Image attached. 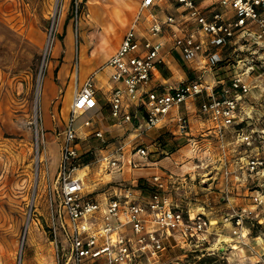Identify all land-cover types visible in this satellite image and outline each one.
<instances>
[{
  "label": "built area",
  "instance_id": "1",
  "mask_svg": "<svg viewBox=\"0 0 264 264\" xmlns=\"http://www.w3.org/2000/svg\"><path fill=\"white\" fill-rule=\"evenodd\" d=\"M176 1L182 9L179 16L159 19L151 13L142 19L143 11L156 2L142 0L116 52L82 86L74 88L67 120L58 134L57 172L46 187L55 264H100V260L103 264L150 263L157 261L171 242L185 248L208 242L218 224L230 227L236 245L242 246L247 245L245 235L259 230L261 235L254 238L260 239L258 247L264 246V126L253 127L260 116L250 98L252 88L258 87L251 84V78L264 75V0H214L208 14L196 0ZM229 51L247 52L229 78L206 82L198 77L177 85L157 80L165 52H175L182 61L195 64V71L213 75L222 68ZM102 71L109 72L108 82L112 84V124L119 129L129 125L127 132L134 137L125 140L129 133L113 136L98 129L86 136L98 141L94 162L100 176L138 167L135 159L145 160L149 152L144 144L133 141L158 127L171 110L201 97L199 114L210 124L207 131L212 134L208 137L214 136L219 162L227 168L223 174L225 192L235 176L233 182L243 183L250 193V203L229 207L221 223L213 224L204 211L193 214L170 201L165 191L172 182L171 175L152 176L154 191L148 197L137 189V181L130 184L135 188L125 181L106 182L100 199L94 191L86 192L84 178L89 165L80 161L83 154L92 152H81L76 122L80 115L97 109L95 79ZM93 123L88 118L80 126ZM178 130L189 133L184 115L178 118ZM191 140L194 153L198 142ZM253 253L251 264H264V250Z\"/></svg>",
  "mask_w": 264,
  "mask_h": 264
},
{
  "label": "rangeland",
  "instance_id": "2",
  "mask_svg": "<svg viewBox=\"0 0 264 264\" xmlns=\"http://www.w3.org/2000/svg\"><path fill=\"white\" fill-rule=\"evenodd\" d=\"M86 2L59 0L58 12L53 14L54 0H0V264H55L56 249L49 229L46 187L52 183L57 172L60 157L58 134L67 120L73 88L82 86L88 76L113 55L111 53L116 43L113 29L119 23L114 9L118 7V1L96 0L100 4L94 7L89 18ZM90 4L94 3L89 2V8ZM141 18H145L144 12ZM49 36L52 48L46 53V39ZM70 53L71 57L67 56ZM246 54L245 51H229L224 63H221L222 68L213 75L195 71L192 69L195 64H186L176 58V72L167 75L173 77L169 84L177 85L198 77L206 82L213 78H229L240 65L239 58ZM40 73L42 77L37 101ZM106 73L102 71L97 74L96 87L98 79ZM251 79V84L258 86L252 88L250 98L256 104H251L253 109H259L257 116H260L253 127H262L264 91L260 89L264 90V75L254 74ZM201 99L195 98L197 107ZM36 101L37 117L34 112ZM88 118L95 123L90 127L80 126ZM96 121H99L96 116L82 114L76 122L81 127L78 128L81 152H92V159L87 164L89 169H84L87 172L84 178L85 191L86 188L92 189L99 180L108 178L99 175L94 162L98 157L95 150L98 141L86 136L112 122L106 119ZM154 136L152 141L151 138L148 141L159 150L155 154L159 157L168 155L171 146L177 144L170 134L161 135L163 139ZM181 142H185V139ZM161 150L168 154H160ZM151 152L149 158L153 154ZM38 158L41 162L37 161ZM194 174L178 179L172 177L165 191L170 201L179 204L178 207L184 211L205 204L203 196L208 192L207 180L202 178L201 173ZM135 179L144 186V197L152 194L154 189L151 180L142 177ZM178 186L182 187L177 189ZM217 226L219 224L214 227ZM258 235H261L259 230H253L251 235H245V241L249 242L250 237ZM216 238L220 237L211 233L208 242L197 247H169L158 261L143 264H251L246 261L249 252L237 250L236 241L225 243L226 240ZM99 263L103 264L102 260Z\"/></svg>",
  "mask_w": 264,
  "mask_h": 264
},
{
  "label": "crops",
  "instance_id": "3",
  "mask_svg": "<svg viewBox=\"0 0 264 264\" xmlns=\"http://www.w3.org/2000/svg\"><path fill=\"white\" fill-rule=\"evenodd\" d=\"M119 2L118 7L114 8L115 12L117 13L119 17V23L116 25L115 29V38L116 43L115 47L113 48V51L111 54H114L116 50L120 46V42L122 39V36L127 31L129 26L133 23L135 20L138 12L141 9V2L142 0H116ZM198 3V6L204 10L205 13L208 14L209 8L214 0H196ZM94 3V6H92V10L94 11V7L96 5H99L100 3L96 2V0H87L86 4L88 6L89 11V4L88 3ZM123 3V5L121 4ZM181 7L177 3L176 0H156L155 5L150 8L149 10H144L145 17L149 18L150 14L153 13L155 16H157L159 19H163L168 15H174L179 16L181 12ZM231 15V14H230ZM90 17V12L89 15ZM91 18H93V15H91ZM111 25V24H110ZM112 27V26H111ZM168 48V44L166 45L165 49ZM227 54V50L224 52V55ZM164 62L158 66L157 69V80L158 81H165L168 82L173 79V77H169L167 75H173L176 72V65H175V59H180V56L176 54L175 52H165ZM67 56L71 57L67 54ZM186 64H190L185 62ZM194 65V64H193ZM193 69V68H192ZM108 72V71H107ZM108 73L104 75L103 77L98 79V85H97V100H98V107L95 110L88 111L84 114V116H93L97 117L99 121L101 122L102 119L109 120V122H112L110 119V106H109V98H110V88L112 84L108 82ZM76 87H79L78 85ZM74 91V88H73ZM71 104V103H70ZM70 107V105H69ZM199 106L193 103L187 102L186 105H181L177 109L171 110L170 114L161 122V124L152 129L151 131L147 132L145 135H147L143 138L135 139L133 142H137L138 144H144L145 147H147L148 152L152 151V155H150V158L148 156L147 159H135L136 164H138V167L136 168H127L124 170L123 173H117V174H103V176H107L108 178L105 180H99V182L92 186V189L86 188V192H93L96 198L100 199L102 196L101 192L104 189L103 184L109 181L112 182H120L125 181L127 183H134L138 180L135 179V177L138 179L139 177L144 178L146 180H151L152 176L154 175H171L173 177H176L177 179L181 176H194V173H198L202 175V178L206 179V189L207 193L203 196V202L204 205L197 207V209H190L187 208L191 213L197 214L198 212H205L206 214H209V217L212 221H214L215 224L218 222L221 223V216L222 214L228 210L231 206H245L250 203V199L247 197L250 195V193L246 190V187H244L243 183H235L233 182L236 180L235 176L231 177L232 186L230 187V190L228 189V192H225L224 187V179L223 174L225 168L220 162H219V153L217 150V147H215L214 144V136L208 137L212 134V131H207L209 128H211L210 124L199 114ZM69 110V108H68ZM180 115H184L189 123V133H181L178 130V118ZM81 128V127H79ZM129 125H124L122 129L116 128L113 124H109L108 126L99 127L98 130H102L104 132H108V134L113 136H127L129 132H127L129 129ZM163 134H170L174 136L176 142V146H171V150H169V154L165 152L164 150L160 151V154H168L166 156L159 157L158 155H155L158 153L153 145L149 143L148 140L152 141L153 136L161 137V139L164 138V136H161ZM188 135V136H185ZM154 136V137H155ZM134 135L132 133H129L128 138L125 140L132 139ZM182 139H185V142H181ZM191 139H195L197 143V150L196 152L191 151V145L189 142H191ZM228 140H231L230 135H228ZM149 143V144H148ZM151 149V150H149ZM186 153L188 156H186ZM188 157V158H185ZM231 157V156H230ZM230 168H228L229 170ZM163 173L160 174L159 173ZM232 170V168H231ZM82 172V171H81ZM200 172V173H199ZM205 175V176H204ZM177 181V180H176ZM176 183V182H175ZM178 185H181L180 182H177ZM101 185V186H99ZM182 186L176 187L179 189ZM175 188V187H174ZM167 190V189H166ZM144 197V194L141 193ZM170 195V194H169ZM225 196H227L225 199ZM171 196V195H170ZM171 199V198H170ZM175 206H179V204H174ZM180 208V207H179ZM181 209V208H180ZM214 230V233L216 237L219 240H225V238H231L232 243L235 241V237H233L231 233V228L228 226L220 225L217 227L212 228ZM250 241L246 242V247H242L241 245H236L237 250L239 249L242 251L243 249L247 250L249 252L248 257L246 258V261L254 260V253H261L262 250H264V246L258 247V239L254 237H250ZM255 241L258 243L256 244ZM225 243H227L225 241ZM175 247L173 242H171L169 245H167V248L169 247ZM180 247V246H177ZM230 247L232 245L230 244ZM184 248V247H181ZM252 249V250H251ZM235 250V249H233ZM164 253H162L159 257V259L163 256ZM158 259V260H159ZM157 260V261H158ZM143 262H145L143 260Z\"/></svg>",
  "mask_w": 264,
  "mask_h": 264
},
{
  "label": "bare ground",
  "instance_id": "4",
  "mask_svg": "<svg viewBox=\"0 0 264 264\" xmlns=\"http://www.w3.org/2000/svg\"><path fill=\"white\" fill-rule=\"evenodd\" d=\"M89 4V3H88ZM91 7L89 8V12L91 13L92 12V6H94V4H90ZM58 8H59V0H54V4H53V7H52V12L53 14H56L58 12ZM56 22V21H55ZM56 24V23H55ZM51 36H49L47 39H46V45H45V52L47 53V51H50V49L52 48L51 46ZM86 63V62H85ZM44 64V63H43ZM43 67V66H42ZM43 71V70H42ZM41 73L39 75V80H38V84H37V90H36V96H37V101H38V95H39V91H40V82H41ZM37 101H36V107L34 109V112H35V117H37ZM258 239V238H257ZM226 242H231L232 239L231 238H225ZM258 243H260V239H258L257 241Z\"/></svg>",
  "mask_w": 264,
  "mask_h": 264
},
{
  "label": "trees",
  "instance_id": "5",
  "mask_svg": "<svg viewBox=\"0 0 264 264\" xmlns=\"http://www.w3.org/2000/svg\"><path fill=\"white\" fill-rule=\"evenodd\" d=\"M158 140H160V138H158ZM91 159H92V154H89V153L83 154L81 157L80 163L82 165H87L91 161ZM137 189H140L141 192L144 191V186L141 185L139 180H138V184H137ZM253 230L256 231V229H253Z\"/></svg>",
  "mask_w": 264,
  "mask_h": 264
},
{
  "label": "water",
  "instance_id": "6",
  "mask_svg": "<svg viewBox=\"0 0 264 264\" xmlns=\"http://www.w3.org/2000/svg\"><path fill=\"white\" fill-rule=\"evenodd\" d=\"M23 242V241H22ZM22 242H21V247H22ZM21 247H20V251H21Z\"/></svg>",
  "mask_w": 264,
  "mask_h": 264
}]
</instances>
